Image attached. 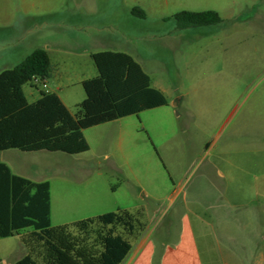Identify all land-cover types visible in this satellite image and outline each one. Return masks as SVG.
Masks as SVG:
<instances>
[{
	"label": "rangeland",
	"instance_id": "1",
	"mask_svg": "<svg viewBox=\"0 0 264 264\" xmlns=\"http://www.w3.org/2000/svg\"><path fill=\"white\" fill-rule=\"evenodd\" d=\"M126 2L141 5L147 17H130L122 0H0V49L36 22L49 31V40L64 32L71 40L82 35L73 27L80 16L71 14L81 13L85 23L95 16L108 26L103 35L123 31L129 45L120 41L112 49L141 61L168 99L85 128L90 144L85 152L18 150L22 157L12 166L49 180L53 225L124 208L142 210L144 219L152 218L160 228L169 222L175 236L188 214L206 264H264L259 255L264 242V0ZM210 9L223 21L186 26L175 17L183 10ZM78 59L60 66L73 79L62 88L72 113L86 98L82 79L98 75L89 54ZM58 83L52 79L47 91H56ZM24 88L30 101L32 93L39 94L29 82ZM9 152L0 150V161L10 162ZM235 201L242 205L244 222L236 230L234 214L226 215L234 229L224 239L216 222L212 248H207L203 217L194 210ZM225 246L238 247L240 255H222ZM26 253L19 233L0 237V264H14Z\"/></svg>",
	"mask_w": 264,
	"mask_h": 264
},
{
	"label": "trees",
	"instance_id": "2",
	"mask_svg": "<svg viewBox=\"0 0 264 264\" xmlns=\"http://www.w3.org/2000/svg\"><path fill=\"white\" fill-rule=\"evenodd\" d=\"M133 13L146 14L139 7ZM186 26L223 21L216 10H183L175 14ZM98 75L83 80L86 98L72 113L60 96L42 89L30 102L24 85L47 79L51 61L36 48L19 64L0 72V150L85 152L84 129L165 105V93L133 55L104 50L92 53ZM49 180L35 181L12 172L0 161V237L15 233L27 253L14 264H121L132 242L146 228L142 210L119 208L93 217L53 225Z\"/></svg>",
	"mask_w": 264,
	"mask_h": 264
},
{
	"label": "crops",
	"instance_id": "3",
	"mask_svg": "<svg viewBox=\"0 0 264 264\" xmlns=\"http://www.w3.org/2000/svg\"><path fill=\"white\" fill-rule=\"evenodd\" d=\"M122 4L125 13H127L130 17L134 15L132 10L134 6H137L141 10H143V12L146 14L147 17V12L141 7V5L138 6L132 3H127L126 0H122ZM94 13L95 12H91V14L89 15L90 16L96 15ZM32 14L37 16L42 15L39 12H35ZM71 15L80 16L75 19L77 24L74 25L73 27L78 29L77 32L82 33V35H77L73 39L71 38L72 41L69 40V37L65 32L60 34V37H56L55 38L56 40L54 41L49 40L48 38L52 37L51 34L48 33L49 31L47 32V30H45L44 27H42L41 23L36 22L32 25L23 26V29L20 31V33L11 36V42L7 46V48L5 46H2L0 49V72L4 69L12 68L17 64H19L34 49L36 48L46 49L51 61L50 75L46 79V83L48 85L47 88L50 86L52 79L58 81L59 83L55 87L56 91L51 90V92L57 93L69 109L70 107L62 93V88L65 83L66 85L72 83L73 79L70 77L68 73L66 76H64V74L62 73V69H60V66L62 64H66L67 62H70V64L71 63L76 64V62L79 60L78 58H80L81 55L83 54L84 55L89 54L92 57V53L98 51H104V50L120 51L119 49H112L118 46L120 41L125 46L129 45L128 40H126L125 34H123V31L121 35L115 34L113 37H110L109 35L108 36L103 35L102 32L108 29V26L106 25L102 26L101 25L102 23L99 18H96L94 16V18H92L91 21L85 23L83 22L84 19L81 18L82 15L81 13L79 12L72 13ZM95 24L98 25V27H94L95 29L92 32H90L87 28H90V26H93ZM6 27H10V26L6 25ZM110 28L115 30V28L112 26H110ZM67 30L69 32V29ZM95 48H101V49H95ZM127 53L130 52L127 51ZM130 54L132 55V53ZM139 62L141 63V61ZM141 64L143 66V63ZM29 83L33 87L39 90L38 95H34V93H32L33 96L32 101L28 99L30 102H33L36 101L41 96V90L44 88L42 87V84L39 80L34 79ZM39 84H41V87L39 86ZM47 88H45L44 90H47ZM157 88L160 89L161 87H157ZM18 150L19 149L16 148L1 150V151H11L9 152L10 162L8 161H2V162L7 163L10 166L12 172L15 174L28 177L35 181L47 180L44 179L43 177H40L39 175H35V177L30 175H24L20 171V169H18L17 167H16L17 169H15L12 166L11 162H15V159L22 157V154H20V152H16ZM217 171L221 177L225 176V174L222 171L219 170ZM262 190L264 192V189ZM218 205L214 206V204L207 203V207H206L207 209L205 211L201 212L199 210H194L193 212V214L195 215L199 214L202 215L203 217L202 221L204 223V233H205L207 248L210 247L212 248V239H214L212 232L214 230L213 227L214 224H216V222L217 223L219 222L218 224L219 225L221 224L222 226L220 232L222 234L221 238L223 239L224 237L229 236L232 229H234V228L231 229L229 227L230 224L236 221V225H237L236 230H238L239 224L244 222V216L240 215L238 211V209H240V207L242 206L241 204H239L238 201L232 202L227 205L226 204L222 206H218ZM262 209L264 210V206ZM51 212H52V208H51ZM228 214H234L235 216L234 217L235 220L232 223L229 222V220L226 222L225 217ZM262 214H264V211L262 212ZM75 220L78 219H70V220L68 219L65 221H61L57 225L69 223ZM146 221H147L146 228L139 234L137 238L133 240L132 249L121 264H206L202 257V251L199 245L198 236L196 234V229L194 227L190 215L187 214L181 217L179 221L178 232L175 236H173L172 234V226L170 225L169 222L166 223L165 227L160 228L158 224L153 225L152 218H146ZM263 244H261L259 248L260 256H264ZM221 254L238 256L240 255V252L238 251V247L225 246L223 247Z\"/></svg>",
	"mask_w": 264,
	"mask_h": 264
},
{
	"label": "built area",
	"instance_id": "4",
	"mask_svg": "<svg viewBox=\"0 0 264 264\" xmlns=\"http://www.w3.org/2000/svg\"><path fill=\"white\" fill-rule=\"evenodd\" d=\"M34 79H36V80H39L40 82H41V84H42V87L45 89V88H47V83H46V79H42V78H40V77H35Z\"/></svg>",
	"mask_w": 264,
	"mask_h": 264
}]
</instances>
